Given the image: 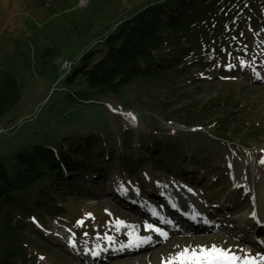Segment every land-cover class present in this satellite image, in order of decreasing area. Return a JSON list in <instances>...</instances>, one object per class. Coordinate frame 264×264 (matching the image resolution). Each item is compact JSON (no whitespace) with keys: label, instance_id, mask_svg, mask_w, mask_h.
I'll use <instances>...</instances> for the list:
<instances>
[{"label":"rangeland","instance_id":"374dc122","mask_svg":"<svg viewBox=\"0 0 264 264\" xmlns=\"http://www.w3.org/2000/svg\"><path fill=\"white\" fill-rule=\"evenodd\" d=\"M141 1L145 0H115V7H111L110 10H114L115 16H120L119 18H121L122 15L127 14L131 9L139 5ZM58 2L59 0H0V66L18 79L25 81L23 92L18 97L17 104L0 117V160L10 161L18 150L30 147L35 142L55 144L57 139L59 141L61 138L67 137L74 138L73 143L77 139L84 143V135H76L75 130L67 132L66 128L63 127L65 122L76 120H78L76 123L81 122L82 124L78 125L80 127L79 131L94 132L101 129L106 130L105 134L96 133L98 140L95 143L104 150L107 149V145H110L113 159L101 163L93 160L95 166L91 167L83 158L81 170L64 169L66 173L64 174V183L66 182L64 185L67 188L64 194L72 193L74 202L83 210L84 214L79 221H83L81 226L84 236L77 232L78 228L72 223L69 224V227H72L78 235L77 238L74 237L70 230L64 229V227L55 222V218H61L52 214L46 219L40 217V222L43 224V229H41L43 234H35L29 226L33 222L30 223L27 218L20 220L19 224L24 226V231L18 227L19 233L27 234L29 242L33 246V253L37 254L40 259L43 257L39 261L34 260L32 264H50L44 259L45 254H47L48 260H50V255L52 256L53 262L51 264H97V259L101 256L106 257V254L111 255V257H107V260L99 264H161L162 259L167 261L168 257H174L176 253L182 251L185 247H189L191 243L205 248L216 246L229 250L240 257L247 253H250L247 255L251 258H256L259 254L261 256L264 255V247H260L258 250L243 248L239 246V239L226 233L216 232L213 228L204 237L194 240L195 233L182 231V229L178 230V234L168 237L166 240L156 241L149 247L146 245L138 250H131L130 253L132 254L145 253L133 255L130 259L118 258L124 255H117L113 251L116 247H122L128 242V234L140 235L142 230L145 233L142 220L135 215L138 211L133 210L134 213H130L124 208L128 203L122 199L123 195L117 193L118 191L121 192L120 188L122 186L128 190L130 198H137L139 202L141 197L151 194V190L155 186L163 187L172 193L181 187L187 192L189 201L193 203V209L204 213L206 204L213 200L216 202L208 208L212 210V207L218 205L219 210L232 214L227 219L230 217L244 218L248 211L247 209L253 210L254 206H262L264 212V164L260 162L264 159V10H261L256 4L245 7L244 11L250 14V17L246 18L244 28L240 30L244 35L240 32L238 40H241L239 39L241 36L251 38L254 47L249 48V45L244 44L242 47L235 48V53L227 56L229 63L224 62L226 66L234 65L237 62L241 63V61L247 63L253 73L252 76H254L253 82H248L252 87H248L244 82L238 80L230 81L224 78H211L213 68H210L209 72H204L202 68L199 73L205 81L197 83L187 81L182 86V90L179 91L184 92L185 96L175 97L173 91H175L176 84H170L165 77L160 76L154 84L147 86V83H145L137 91L130 93L134 101L132 106H127L120 100L118 101L117 97H102L99 103L104 106V110L101 116H97L93 111L94 105H83L74 102L72 96L67 94L66 90H74L75 86H69V84L64 83L63 78H65V75H63L62 70L68 69L70 64L68 61L72 57L77 56L81 49L83 51L84 48L103 38L100 35L92 36V33L95 34L100 27L95 24L92 33L86 34L87 36L84 38L82 35L65 34L64 30L67 24L71 20H76L77 16L84 15L82 12L83 8L90 2L89 0H78L76 3L75 0H66L71 6L70 9L80 10L79 13L66 19H62L61 15H58L60 10L55 6ZM65 12L68 13L69 10L65 9ZM50 19L55 20L57 26L54 27L50 24L42 27V23ZM45 27L50 30L45 32V29H43ZM56 28L59 29L57 30ZM27 36H31L30 38L37 37L38 41L35 43L34 46L36 47L34 48H42L44 46L42 45L43 43H46L51 48L55 46L60 48L59 55L51 60L50 64L48 63L49 66L51 63L55 65L54 71L49 70L44 74L40 73L37 50L32 51L31 48L30 55L32 56H25L21 53L25 49L24 45L26 44L25 39ZM60 37H62V40L59 41L57 38ZM16 39L19 40L18 54L15 46ZM177 47L178 45H172L169 49L172 50ZM13 53L17 54L16 57L12 55ZM55 70H58L57 74ZM70 72L71 70L68 73ZM216 73L218 74V72ZM242 79L246 81V78ZM134 93L138 94V96ZM217 94L220 97L227 95L231 97L221 99L222 102L215 107V111L222 112L223 115L229 113L228 116L231 117L232 125H235V129L240 132L231 141L235 144L219 142V138L212 136L210 132L213 126L203 128L194 126V124L190 127H185L183 122L165 118V116L155 111L159 101H164L163 106L169 111V108L176 106V103L180 105L189 100L205 99L204 97ZM234 97H237V99L233 100ZM135 98L139 102H135ZM176 98H183V100L176 102L174 100ZM242 102L247 105L246 108L241 106ZM138 106H142V109L145 108V111L139 112ZM81 113H85L83 121L79 120ZM256 120L259 127L254 126ZM104 121H106V125L103 128ZM161 127L166 129L164 134H168V131H183L186 134L184 135L185 138H188L190 132L197 131L211 136V139L206 142L207 145L212 146L207 152L209 157L207 158L206 154L201 151L191 156L190 150H183L179 156H174L167 145L152 149L155 143L154 139L147 140L148 144H146L145 148L137 146L136 142L146 139L148 131L159 130ZM123 131L129 136L127 141L132 142L133 145L131 146H134L132 152L135 153L134 158L139 157V163L142 160L140 157L142 154L138 155L136 151L141 153L143 152L142 149H145V152L155 153L159 156L182 157L186 161L183 163L185 167L178 170V172L189 170L203 173L210 182H213V187L197 186L189 183V180H180L174 176L173 172L164 171L162 167L155 165L154 168L152 166H136L133 170L130 167L123 170L121 161L117 160L121 148L119 141L123 140ZM87 135H90V133ZM164 138V141H174V139L166 136ZM66 144L67 141L65 140L60 148H65ZM200 147L205 148L204 144H201ZM228 154L231 155V165L228 167V172L225 173L223 172V163L226 166L227 162L224 160V156H228ZM147 157L144 156V158ZM214 162L219 164V167L211 170L208 165ZM174 167L176 168V166ZM180 167L182 166H177V168ZM87 169L89 171L95 170L94 176H85L83 172ZM72 171L75 173L70 175ZM98 171L101 172L97 173ZM95 176L98 177L96 180L92 178H95ZM191 177H196V175H191ZM217 177H223L225 180L220 187L212 181V179ZM193 189H196V192ZM107 191H112L114 197H110V193H107ZM247 193H251V196H248L249 199ZM101 194H104V196H101ZM159 196L161 195L155 196L157 200L163 197L167 203L162 205L155 201V207L161 210L169 209L171 197L169 195ZM118 201H121V203H117ZM147 208L149 209L151 206H147ZM91 210L94 211L92 212ZM91 213L94 216L104 217L106 221L103 224L105 229L100 237L102 239L100 247L102 248L94 247L91 243H96L97 241L93 239V235L89 234L88 236L87 233L88 227L90 230L98 231L97 233L100 231V226L93 220V217L88 219L89 216L87 214ZM117 220L123 223L118 225L116 224ZM13 222L17 225L15 220ZM94 224L95 226H92ZM226 224L230 223L227 221ZM123 229L126 232H122ZM106 232L110 233L103 237ZM111 234L113 239L110 242L107 237H111ZM47 236L58 237V240H55V244H52L47 241ZM88 237H91L92 240H88ZM70 241L72 242L71 246ZM58 243L59 245H57ZM107 244H109L108 249H106ZM97 245L99 244L97 243ZM194 248L198 249L199 246ZM94 250L98 252L97 256L90 255L91 257H88L87 254L82 256L84 251ZM141 256L143 257L139 263L130 262Z\"/></svg>","mask_w":264,"mask_h":264},{"label":"trees","instance_id":"16d2710c","mask_svg":"<svg viewBox=\"0 0 264 264\" xmlns=\"http://www.w3.org/2000/svg\"><path fill=\"white\" fill-rule=\"evenodd\" d=\"M77 1L75 0L76 3ZM89 2L83 8L84 15L77 16L76 20H71L67 24L65 34L82 35L84 38L86 34H91L94 25L98 24L100 29H97L95 34L92 33V36L100 35L103 38L83 51L81 49L77 56L67 60L70 63L69 67L62 70V73L65 75L64 83L75 86L74 90L67 89V94L72 96L74 102L94 105L95 115L101 116L104 110V106L99 103L102 97H117L118 101L132 106L134 101L130 93L137 91L145 83L147 86L154 84L160 76L165 77L168 83L176 84L173 91L175 97L185 96L184 92L179 91L187 81L194 83L205 81L199 73L202 68L204 72H209V69L213 68L211 78L238 80L252 87L248 82L252 83L254 76L247 63L244 62V66L241 67V63L237 62L229 67L224 62L229 63L227 56L234 54L235 48L244 44L252 46L251 38L241 36L239 37L241 40H238L246 18L250 17L244 10L246 6L253 4L264 10V0H145L121 18L115 16L114 10H110L111 7H115V0ZM55 6L60 10L58 15H61L62 19L80 12L79 9H70L71 6L66 0H59ZM65 9L69 12H65ZM50 24L57 26L56 21L50 19L44 21L42 27ZM43 29L45 32L50 30L48 27ZM30 37H26L25 49L21 53L32 56L31 48L32 51L37 50L40 73L54 71L55 65L51 63L49 66L48 63L59 55L60 48L58 46L51 48L46 43H43L44 46L40 49L34 48L38 41L37 37ZM57 39L60 41L62 37ZM15 43L18 54L19 40L16 39ZM172 45L178 47L170 50L169 47ZM167 49L169 50L166 51ZM17 54L12 55L16 57ZM55 71L57 74L58 70ZM242 78H246V81ZM24 84L23 79H18L0 66V117L17 104ZM218 95L189 100L180 105L176 103L169 111L163 106L165 102L159 101L155 111L165 118L183 122L185 127L194 124L203 128L213 126L210 132L212 136L219 138V142L235 144L231 141L240 132L232 125L229 113L223 115L222 112L215 111V107L222 102L221 99L231 97ZM236 99L237 97L233 98ZM134 100L139 102L137 98ZM174 100L180 102L183 98ZM241 106L247 107L243 102ZM138 107L139 112L145 111L142 106ZM84 118L85 113H81L79 120L83 121ZM76 121L65 122L63 127L67 132L75 130L76 135H84V143L80 139L73 143L74 138L67 137L59 141L57 139L55 144L35 142L30 147L18 150L10 161L0 160V264H32L34 260H41L33 254V246L28 235L18 231L19 229L24 231V226L19 224L21 219L36 217L41 221L40 217L46 219L52 214L61 218H56L59 221L73 222L83 214L82 208L74 202L72 193L64 194L67 188L64 185L63 166L65 169L81 170L83 158L91 167L95 166L94 161L101 163L113 159L110 145L104 150L95 143L98 140L96 133L105 134L106 130L79 131L78 125L82 124ZM105 125L106 121L103 128ZM254 126L259 127L257 120ZM165 130L161 127L159 130L148 131L146 139L136 142L137 146L145 148L147 140L154 139L152 149L167 145L174 156H179L183 150H190L191 156L198 151L207 154L208 149L212 147L206 143L211 136L199 131L190 132L188 138H185L186 134L183 131H168V134H164ZM124 132L123 140L119 141L121 148L117 160L121 161L123 170L128 167L133 170L138 161L130 159L134 158L135 153L132 152L134 146H131L132 142L127 141L129 136ZM88 133L90 135H87ZM164 136L174 141H164ZM64 139L67 141L66 147L60 148ZM201 144H204L205 148H201ZM144 150L142 149L141 153L136 151V154H142V158L148 156L145 158L147 161H144L145 159L142 161L145 164L149 163L153 168L154 162L161 159L186 162L182 157H164ZM85 171L89 172V169ZM73 173L75 172L72 171ZM59 221L56 223L60 224ZM31 224L29 226L35 234H43L38 224ZM50 260L53 261L51 255Z\"/></svg>","mask_w":264,"mask_h":264},{"label":"bare ground","instance_id":"6f19581e","mask_svg":"<svg viewBox=\"0 0 264 264\" xmlns=\"http://www.w3.org/2000/svg\"><path fill=\"white\" fill-rule=\"evenodd\" d=\"M195 175H196V180H202L201 176L197 172H195ZM205 182H208L207 178H206ZM206 184H210V183L208 182ZM206 186H208V185H206ZM120 190H121L120 194L124 196L123 199H125L127 202H129L128 206L126 207V211H128V212H131V210L132 211L133 210H135V211L137 210L138 211V210H140L139 208L145 207V205L143 203H140L141 201L139 202V200L137 198H130V194H129L128 190L125 187L122 186L120 188ZM156 195H161V197L164 196V195H169V197H171V202H170V205H169L170 209L169 210H171L173 212H172V214L167 215L168 216V220L171 221V223L166 222L167 226H172L175 223H182V221H184L182 215H178L175 212L176 210H182L184 212L186 211L189 214H193L195 212V210L193 209L194 208L193 207V203L191 201H189V199H188L187 192L184 191L181 187H179L176 192L172 193V192L167 191L163 187L155 186V187L152 188L151 196H149V197L157 199V197H155ZM101 196H104V194H101ZM150 198L146 197V200L150 204H152V202L150 201L151 200ZM158 200H161V199L159 198ZM214 208H215V211H212V212L209 213L208 210H207L203 214L202 217L205 219L204 220V225L199 227L200 232H198L199 234L195 235L193 240L196 239V238H202V236L204 237V235H206L205 234L206 231L208 232L212 228L216 232H221L222 231V224L225 227L227 226L226 223H225L226 215L223 214L222 212H220V213L217 212V206L214 207ZM260 210H262V209L258 208L252 214L253 215L254 214H258L257 212L260 211ZM141 212H142V215H148V216H150L152 218H156V216L159 215L160 212H162L163 214L166 215V213L164 211L159 210L155 206H153L151 209H149V211L146 210V209H143V210H141ZM191 219H192V217H191ZM164 228H166V225L165 226L163 225V229H161L163 232H165ZM189 229H191V228H189ZM228 231H230V230L228 229ZM210 235L212 236L211 233H210ZM139 236H141V237H151V240L149 242H147V243L142 245V246H146L147 245V247H149V245H152L156 241L165 240L164 238L158 236L155 232H153L151 230L145 231V233L142 232ZM142 246H140V247H142ZM197 246H200V245L191 243V245L188 248L191 249V248L197 247ZM140 247H138V248H135V247H133V248L116 247L113 251L115 253H117V255H124L123 257L119 256L118 258L130 259V257L133 256V255L145 253V252H140V253H137V254L130 253L131 250H138V249H140ZM92 252L93 251H87V252L84 251L82 256L84 254H87L88 256H90V255H92L91 254ZM146 252H148V251H146ZM142 257L143 256H141L140 258H137V259H133L130 262L135 261V262L139 263L141 261Z\"/></svg>","mask_w":264,"mask_h":264},{"label":"snow or ice","instance_id":"6c2138e0","mask_svg":"<svg viewBox=\"0 0 264 264\" xmlns=\"http://www.w3.org/2000/svg\"><path fill=\"white\" fill-rule=\"evenodd\" d=\"M243 66L244 62L241 61V67ZM132 119H134V117H132ZM260 162L264 164V159H262ZM87 215L91 216V214ZM122 223V221H116V224L118 225ZM77 224L83 225V221H77ZM144 229L145 231L151 230L158 236L167 239V234L159 228H155L152 225H145ZM128 235V242L126 245H122V247L138 248L151 240V237H141L135 234ZM107 239L110 242L112 240L111 237H107ZM71 244L72 242L70 241V246ZM91 254L93 256L98 255V253L95 251H93ZM41 259H43V257H41ZM260 262H264V255L260 256L259 261H257L255 258H251L247 254H245L243 257H240L234 253H231L229 250H225L216 246H212L211 248H205L201 246L198 249H190L185 247L182 251L176 253L174 257H169L167 261L164 259L161 260V264H260Z\"/></svg>","mask_w":264,"mask_h":264}]
</instances>
